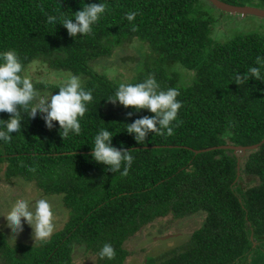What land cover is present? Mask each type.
I'll list each match as a JSON object with an SVG mask.
<instances>
[{
	"label": "trees",
	"instance_id": "obj_1",
	"mask_svg": "<svg viewBox=\"0 0 264 264\" xmlns=\"http://www.w3.org/2000/svg\"><path fill=\"white\" fill-rule=\"evenodd\" d=\"M204 1L209 2L0 0V54L15 50L23 75L34 62L56 74L75 75L93 95L80 118L79 135L69 133L63 140L58 122L49 130L39 113L30 119L21 110V130L10 142L0 140L3 178L33 182L46 197L59 195L69 216L50 239L33 244L0 230V264H73L79 245L95 250L106 243L116 255L101 264H123V243L144 225L168 214L181 218L202 212L203 223L190 245L183 251L166 248L152 264H264V143L244 155L229 148L194 151L264 138V81L235 83L238 73L259 67L256 57H264V34L215 40V18ZM223 1L264 7V0ZM91 3L107 6L92 34L69 36L62 19L74 18V12ZM130 12L138 13L132 22L126 19ZM47 16L57 17L56 22L49 24ZM131 44L141 59L130 80L111 77L108 70L116 67L100 71L98 64ZM150 75L161 90L177 88L182 107L173 122L174 135L150 133L138 144L127 124L154 114L107 99L115 97L121 83L137 84ZM32 82L41 96L57 94L64 84ZM0 119L8 120L10 114L0 113ZM101 129L112 133L113 146L133 150L127 176L92 159Z\"/></svg>",
	"mask_w": 264,
	"mask_h": 264
},
{
	"label": "clouds",
	"instance_id": "obj_2",
	"mask_svg": "<svg viewBox=\"0 0 264 264\" xmlns=\"http://www.w3.org/2000/svg\"><path fill=\"white\" fill-rule=\"evenodd\" d=\"M106 7L104 3L86 4L82 10L74 12V18L62 19L61 25L67 29L71 37L92 34V26L100 20ZM137 15V12H130L126 19L132 22ZM56 20L55 16H47L49 24L55 23ZM131 30L135 32L138 29L133 25ZM0 60L3 61L0 63V113L10 114V119H0V140L10 142L12 134L21 130V110L30 119H35L39 113L49 130L55 127L54 122H58L63 140L69 133L77 135L81 133L80 118L87 112L86 105L92 102L93 95L90 90H85L79 77L70 76L66 83L59 87L57 94H51L50 97L41 96L32 80L22 74L24 65L15 50L0 54ZM256 64L259 67H250L242 75L238 73L235 76V83L240 85L252 78L264 81L261 74L264 57H256ZM179 95L180 91L177 88L161 90L154 76L150 75L137 84L121 83L115 97L107 101L113 105L119 102L125 108H132L136 112L146 109L154 114L127 124V133L134 135L136 142L142 144L150 133L159 136L174 135L173 122L177 121L178 112L182 107V103L177 100ZM133 114L128 112L127 116L130 118ZM112 139L110 131L101 129L94 138L92 159L105 165L107 171L120 172L122 176H127L134 160L133 150L113 146ZM3 217L7 221L6 227L11 229V237L15 239L24 231L25 223L33 229V239L40 241L50 239L56 228L53 205L44 198L36 200L33 206L23 198L17 199ZM99 255L101 258L111 260L115 258L116 253L113 246L106 243Z\"/></svg>",
	"mask_w": 264,
	"mask_h": 264
},
{
	"label": "rangeland",
	"instance_id": "obj_3",
	"mask_svg": "<svg viewBox=\"0 0 264 264\" xmlns=\"http://www.w3.org/2000/svg\"><path fill=\"white\" fill-rule=\"evenodd\" d=\"M203 4L215 18L211 37L217 41H224L237 34H264V18L253 15L244 16L226 13L209 2L207 3L204 1ZM140 59L141 51L138 50L135 45L131 44L130 46L123 47V49L116 51L114 55L103 60L102 66H100V64L97 66L100 71L103 70L102 67H116L117 71L115 73H113L112 70L116 68L108 70L110 76H118L119 80L126 82L135 75L132 68L138 64ZM112 73L113 75H111ZM25 75L31 80L47 83H66L70 77L69 75L64 76V74H56L39 62L30 64L25 71ZM5 165L6 164H1L2 170L0 171V230L6 232L8 237H11V229L6 227L7 221L3 216L10 211L14 202L21 198L27 200L30 206H33L35 201L41 198L49 200L53 205L55 213V231L63 228L69 216L61 197L59 195H49L48 198L46 195L44 196V192L39 190L33 182H28L20 178H14L10 181L5 180L3 178ZM254 179H256V177ZM204 216V212L187 214L181 218H172V214H168L167 216L158 217L154 221L149 222L123 243L125 254H127L125 256H128L123 264H143L146 257L148 258L146 264H152L154 260L157 259L155 254H152L155 252L153 249L154 247H159L160 244H165L167 247L169 243L175 250L183 251V248L186 249L192 242L191 235L195 229L202 225ZM160 235L171 236L164 240H161V238L156 241L157 237ZM16 239H25L31 244L38 242V240L33 239V229L27 223L24 224V231ZM152 239L155 242L152 241ZM101 249V247H96L95 250L90 248L87 249L79 245L78 250L74 252L73 264H101V260L103 259L99 255ZM160 249H163L162 253L166 250L163 247H160ZM258 260L259 259H257V261ZM261 262L263 263L262 259Z\"/></svg>",
	"mask_w": 264,
	"mask_h": 264
},
{
	"label": "water",
	"instance_id": "obj_4",
	"mask_svg": "<svg viewBox=\"0 0 264 264\" xmlns=\"http://www.w3.org/2000/svg\"><path fill=\"white\" fill-rule=\"evenodd\" d=\"M213 6L221 10L222 12L226 13H231V14H240V15H253L257 16L260 18H264V7H258V6H251V5H236V4H231L223 0H208ZM264 143V138L255 144H250V145H234V144H225V145H217V146H212V147H207L203 149H194L196 153L202 152V151H210L218 148H229L233 149L235 153L237 152H242V155H244L247 150L251 149H256L260 145ZM240 167V159H238V168ZM239 172H238V177H239ZM237 177V178H238ZM171 235H166L162 237H157V239H165L168 238Z\"/></svg>",
	"mask_w": 264,
	"mask_h": 264
},
{
	"label": "crops",
	"instance_id": "obj_5",
	"mask_svg": "<svg viewBox=\"0 0 264 264\" xmlns=\"http://www.w3.org/2000/svg\"><path fill=\"white\" fill-rule=\"evenodd\" d=\"M158 240H160V239H157L156 241H158ZM161 240H164V239H161ZM152 241H154L153 239H152ZM155 242V241H154ZM156 243H158V242H156ZM159 245V244H158ZM160 247H163L164 249H168L169 247H171L170 245H169V243L167 244V247L165 246V244L164 245H161L160 244V246L159 247H154V249H153V251H155V252H153L152 254H158V253H160V252H162V250L163 249H160ZM166 247V248H165ZM147 256H149V255H147ZM127 257L128 256H126V258H125V260L127 259ZM150 257V256H149ZM145 261H144V263L143 264H146L147 263V260H148V258L146 257V259H144ZM124 263V262H123Z\"/></svg>",
	"mask_w": 264,
	"mask_h": 264
},
{
	"label": "flooded vegetation",
	"instance_id": "obj_6",
	"mask_svg": "<svg viewBox=\"0 0 264 264\" xmlns=\"http://www.w3.org/2000/svg\"><path fill=\"white\" fill-rule=\"evenodd\" d=\"M162 236L164 237V235H160V236H158V237H162ZM256 244H257V243H255V245H256ZM243 264H246V262H244Z\"/></svg>",
	"mask_w": 264,
	"mask_h": 264
}]
</instances>
